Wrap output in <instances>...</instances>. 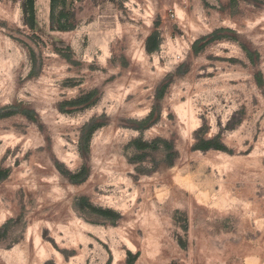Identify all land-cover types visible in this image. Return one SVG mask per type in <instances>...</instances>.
<instances>
[{
  "label": "rangeland",
  "instance_id": "1",
  "mask_svg": "<svg viewBox=\"0 0 264 264\" xmlns=\"http://www.w3.org/2000/svg\"><path fill=\"white\" fill-rule=\"evenodd\" d=\"M26 2L0 0V264H264V0L52 29Z\"/></svg>",
  "mask_w": 264,
  "mask_h": 264
},
{
  "label": "crops",
  "instance_id": "2",
  "mask_svg": "<svg viewBox=\"0 0 264 264\" xmlns=\"http://www.w3.org/2000/svg\"><path fill=\"white\" fill-rule=\"evenodd\" d=\"M75 0H58V2L55 5V10L53 12V18H52V0H34V6H35V23L37 25L38 21H44L45 23V29H52L51 25L53 23V19L56 17V11L58 9L61 10L60 14L62 13V10L67 6L70 5ZM55 30H61L57 27H54Z\"/></svg>",
  "mask_w": 264,
  "mask_h": 264
},
{
  "label": "trees",
  "instance_id": "3",
  "mask_svg": "<svg viewBox=\"0 0 264 264\" xmlns=\"http://www.w3.org/2000/svg\"><path fill=\"white\" fill-rule=\"evenodd\" d=\"M58 2V0H52V18H53V12L55 10V5ZM25 10L29 15H31L32 23L35 21V6H34V0H27ZM34 24H32L33 26Z\"/></svg>",
  "mask_w": 264,
  "mask_h": 264
}]
</instances>
